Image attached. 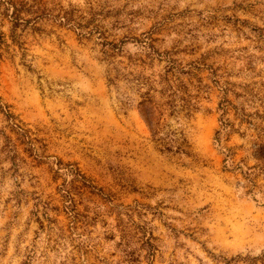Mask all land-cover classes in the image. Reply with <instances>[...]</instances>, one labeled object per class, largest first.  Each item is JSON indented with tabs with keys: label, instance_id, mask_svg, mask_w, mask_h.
Instances as JSON below:
<instances>
[{
	"label": "rangeland",
	"instance_id": "374dc122",
	"mask_svg": "<svg viewBox=\"0 0 264 264\" xmlns=\"http://www.w3.org/2000/svg\"><path fill=\"white\" fill-rule=\"evenodd\" d=\"M0 105V264H264V0H0Z\"/></svg>",
	"mask_w": 264,
	"mask_h": 264
},
{
	"label": "trees",
	"instance_id": "16d2710c",
	"mask_svg": "<svg viewBox=\"0 0 264 264\" xmlns=\"http://www.w3.org/2000/svg\"><path fill=\"white\" fill-rule=\"evenodd\" d=\"M14 10H16V9H14ZM15 18V21H14V27H16L17 25H20V24H22L23 23V20H21V18H19V17H14ZM66 20H68V18H66ZM3 107L0 105V111H2L3 112ZM223 109V108H222ZM6 116H10L9 114H5ZM76 174H78V176L80 175V173H77L76 172ZM82 178H83V176H81Z\"/></svg>",
	"mask_w": 264,
	"mask_h": 264
}]
</instances>
